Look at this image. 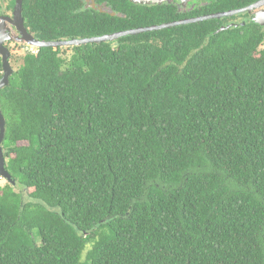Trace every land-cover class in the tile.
Listing matches in <instances>:
<instances>
[{"label":"trees","instance_id":"1","mask_svg":"<svg viewBox=\"0 0 264 264\" xmlns=\"http://www.w3.org/2000/svg\"><path fill=\"white\" fill-rule=\"evenodd\" d=\"M254 1L22 8L57 41ZM229 19L23 54L0 89V264H264V29Z\"/></svg>","mask_w":264,"mask_h":264},{"label":"water","instance_id":"2","mask_svg":"<svg viewBox=\"0 0 264 264\" xmlns=\"http://www.w3.org/2000/svg\"><path fill=\"white\" fill-rule=\"evenodd\" d=\"M134 1L145 3V4H152V3L156 4V3L170 2L172 0H134ZM183 1L185 0H180L181 3H183ZM86 2H87L86 6L95 7L93 0H86ZM262 2H264V0L255 2L244 8L210 13V14H205V15H201L197 17L180 19V20L172 21V22H165V23H161L158 25H150V26L138 27L134 29L121 30V31H117V32L109 33V34L100 35V36L78 38V39L57 40V41H38V40H35L31 35H29L23 26L22 17H21L22 0H15V19L13 23L16 24L17 29L20 31L22 37L24 38L23 39L24 42L27 43L29 46H32L33 48L51 47L53 49H56L58 47L79 46V45H84V44H89V43H100V42L112 41L122 36L136 35V34H140L144 32L166 29V28H170V27H174L178 25H185V24L195 23L199 21L210 20L214 18L233 16L235 14H239V13L251 10L253 7H257L258 5H260ZM257 22H260V21H257ZM231 26H237V25L230 24L228 26L221 27L220 29H227ZM0 57H1V64H2V76L0 78V89H1L8 84L9 77L13 71L10 65V61H9V53L7 49L2 45V40H0ZM3 137H4V118L0 111V143ZM0 175L6 180L12 181L11 176L9 175L8 171L4 167L3 150H2L1 145H0Z\"/></svg>","mask_w":264,"mask_h":264},{"label":"flooded vegetation","instance_id":"3","mask_svg":"<svg viewBox=\"0 0 264 264\" xmlns=\"http://www.w3.org/2000/svg\"><path fill=\"white\" fill-rule=\"evenodd\" d=\"M175 1H177V4L182 6V8L185 7L187 8V6H185L186 0L183 1V3H181L180 0H175ZM258 1L261 0H256L250 3L249 5ZM22 4H23V0H22ZM259 10L260 12L256 14V12ZM21 17L25 30L29 35H31L28 28L24 24L23 8L21 10ZM230 17H232V19H229L226 25L234 24L237 26H243L244 24L254 23V24H258L261 28L264 29V2H262L257 7H253L251 10L239 14H235ZM14 19H15V0H0V40H2V45L7 49L9 53V59H11L13 55L16 54V52L20 50H25L24 48L30 50L31 52L35 51V48L33 49L32 46H29L27 43L24 42L23 40L24 38L22 37L20 31L17 29L16 24L13 23ZM257 21H260L261 23Z\"/></svg>","mask_w":264,"mask_h":264},{"label":"rangeland","instance_id":"4","mask_svg":"<svg viewBox=\"0 0 264 264\" xmlns=\"http://www.w3.org/2000/svg\"><path fill=\"white\" fill-rule=\"evenodd\" d=\"M259 12H260V10L257 11L256 14H258ZM61 48L65 49L67 47H61ZM24 49L25 50H20V51L16 52V54H14L13 57L10 59V65H11L13 71H15L19 67L20 59L23 56V53L28 51L26 48H24ZM67 51L70 53V49H66V50H64L62 52H66L67 53ZM6 183H7L6 179L3 178V177H0V186H3ZM16 190H19V188H16ZM22 192L24 194L25 200H28V198L26 197V194H25V192H27V190H23Z\"/></svg>","mask_w":264,"mask_h":264},{"label":"clouds","instance_id":"5","mask_svg":"<svg viewBox=\"0 0 264 264\" xmlns=\"http://www.w3.org/2000/svg\"><path fill=\"white\" fill-rule=\"evenodd\" d=\"M36 49H38V48H36ZM34 52H36V51H34ZM9 61H10V59H9Z\"/></svg>","mask_w":264,"mask_h":264}]
</instances>
